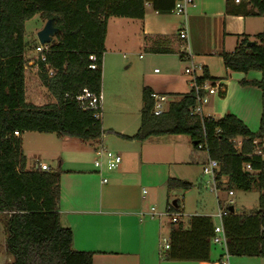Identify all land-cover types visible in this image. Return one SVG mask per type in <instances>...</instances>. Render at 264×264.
<instances>
[{"label":"trees","instance_id":"trees-1","mask_svg":"<svg viewBox=\"0 0 264 264\" xmlns=\"http://www.w3.org/2000/svg\"><path fill=\"white\" fill-rule=\"evenodd\" d=\"M177 0H0V217L4 221L7 264H92V254L72 249V231L60 224V163L49 171L26 169L17 132L54 134L84 143H95L104 134L101 119L85 110L77 97L83 90L93 95L101 91V69L106 23L111 17L143 19L145 5L158 14H170ZM249 14L264 16V0H246ZM36 15L52 19L58 33L46 45V64L39 65L38 79L55 103L34 106L25 102V52L31 47L25 39V22ZM179 38V37H178ZM253 43L248 46L249 43ZM38 43H33V47ZM172 49L156 45L150 53L168 54ZM94 55L97 69L88 68ZM224 68L230 72L261 73L259 81L242 80V87L261 92V120L252 133L235 116L227 114L215 120L191 117L196 105L191 88L177 101L170 102L160 116L152 114L149 89L142 90L140 126L132 137L144 142L151 137L186 136L197 150L206 147L208 157L219 163L216 182L228 191H259L258 210L251 214L229 213L223 217V229L230 257L264 259V162L251 156L254 142L264 139V33L253 41L243 36L233 53H220ZM182 57V54H181ZM53 71L52 76L47 70ZM217 82L203 70L197 83ZM223 96V93H220ZM19 136V137H20ZM249 164L252 172L243 170ZM167 190L186 192L192 184L175 178L167 180ZM167 205L166 212L180 213L179 201ZM220 207V204H219ZM182 214V213H180ZM210 217H190L185 228L170 222L169 249L162 253L166 261L209 262L213 236Z\"/></svg>","mask_w":264,"mask_h":264},{"label":"crops","instance_id":"crops-1","mask_svg":"<svg viewBox=\"0 0 264 264\" xmlns=\"http://www.w3.org/2000/svg\"><path fill=\"white\" fill-rule=\"evenodd\" d=\"M245 1L193 0L194 7H188L184 17L174 13L158 14L146 4L141 20L114 17L107 20L100 91L101 124L105 134L95 143L76 139L78 143H68L70 148L65 150L69 158H57L61 170L60 224L72 231V249L91 253L92 264H218L220 250L212 245L209 262L162 258V240L169 242L171 220L165 215L168 204L164 213H158L155 207L162 209L169 195L184 198L180 191L169 192L166 184L169 178L186 181L181 168L195 163L191 140L186 136H160L138 142L116 134L132 137L137 132L144 88L163 95L167 108L170 102L188 93L191 77L184 71L189 66L194 67L197 78H201L206 69L209 77L223 86V96L219 92L208 98L202 108L203 117L218 120L231 114L250 132L258 131L261 92L254 87H242L239 82L259 81L261 73L227 71L219 56L222 52L233 53L243 36L253 41L254 36L264 33V24L260 21L263 17L251 16L250 6ZM184 30L190 54L188 60L181 57L186 43L178 38ZM34 42L37 40L34 39L25 52L26 60L32 58ZM156 45L173 51L150 53L149 49ZM135 55L139 64L130 60ZM42 89L45 96H50L47 104L55 103L41 85L36 68L28 65L25 102L37 107L47 105L41 102ZM29 134L32 133L19 137L22 152L23 138ZM105 135L115 139H107ZM72 139L57 137L56 142ZM110 145L121 157V164L112 172L99 173L94 167L96 151ZM89 154L92 160L86 161ZM180 213L182 217L178 222L186 228L189 218L183 210ZM4 249L3 244L2 251ZM7 259L9 262V257ZM229 264H264V259L231 257Z\"/></svg>","mask_w":264,"mask_h":264},{"label":"rangeland","instance_id":"rangeland-1","mask_svg":"<svg viewBox=\"0 0 264 264\" xmlns=\"http://www.w3.org/2000/svg\"><path fill=\"white\" fill-rule=\"evenodd\" d=\"M262 21L264 24V16H262ZM46 21L40 16L36 15L33 18L27 20L24 25L25 30V39L27 42L31 43L34 39L36 40V34L40 30L43 29ZM144 57V54H142ZM130 60L134 64H139L138 55L131 56ZM160 68V67H157ZM41 102L49 103L50 96H45V92L43 89L40 91ZM48 97V99L46 98ZM103 120V119H102ZM107 139H115L112 136H106ZM66 139V138H65ZM24 149L23 154L26 158L27 169H32L37 163L44 162L51 169L57 168L58 157L60 159L66 160L69 158V155L65 152L66 149L70 148V144L68 143H76V139L72 140H62L67 142H59L57 141V137L55 135H44L32 133L29 136H24ZM69 141V142H68ZM73 141V142H72ZM58 143V144H57ZM78 143V142H77ZM109 151L115 152L113 146L104 147ZM57 150V151H56ZM193 154L195 161L194 164L189 166L188 168H181L182 174L186 176V181L192 184L191 189L186 192H182L184 194V198H178L175 195H169L167 198V203H165L160 209V207H155L158 213H164L166 210V204H171L174 200L179 201V209L184 212L186 218H190L195 214H205L211 217L212 221L216 224L217 219L214 217L216 214L219 204L221 209L227 208L229 206V202L232 201V205L237 213L239 214H251L255 213L258 210V198L259 191L254 186L250 191L244 192L236 189H231L233 192V196H228V189L224 183L219 184L217 182L218 190L217 192L211 191V180L209 176H206L202 173V167L207 163L208 155L204 151L195 150ZM86 161H91L92 156L87 155L85 157ZM264 193V192H263ZM147 207V202L145 204ZM164 237L166 238V232L164 233ZM5 242V229H4V221L2 217H0V264L7 263L8 259L5 256L4 251H2V245ZM11 258L9 257V262ZM8 262V263H9Z\"/></svg>","mask_w":264,"mask_h":264},{"label":"built area","instance_id":"built-area-1","mask_svg":"<svg viewBox=\"0 0 264 264\" xmlns=\"http://www.w3.org/2000/svg\"><path fill=\"white\" fill-rule=\"evenodd\" d=\"M241 0H235V3H239ZM188 7H194L193 0H177L172 13L180 16H185ZM178 37L181 41L186 43L185 49L182 53V58L188 60L190 57L189 49L187 45V32L184 30L178 34ZM38 43V42H37ZM47 52L46 45H41L38 43L32 50V58L26 60L24 70H27L28 65L34 66L37 70V74L39 73V65L46 64V55ZM90 64L88 68L90 70L97 69V60L94 55L89 56ZM158 72V71H155ZM185 74L191 77V88L194 90L195 97H196V105L190 110L189 115L191 117H198L202 118V108L204 105L207 104L208 98L212 95H218L219 92H223V86L217 82L211 81H204L202 83H197V77L195 76V69L193 66H189L185 69ZM53 71L51 69L47 70V75L50 77L52 76ZM150 97L153 100L152 106V114L154 116H160L167 110L166 100L163 95L158 93L152 92ZM78 101H81L85 110H89L93 113V117L95 119H101V104H102V95L99 93L98 95H93L88 93L86 90H83V96L77 97ZM14 137L19 138V134L17 132L13 133ZM197 150L206 152V147L203 144L197 145ZM207 153V152H206ZM208 155V154H207ZM251 156L260 159V161L264 162V139L257 140L254 142V149L252 151ZM121 157L112 151L107 150L106 148H99L96 151V160L94 161V167L100 173L102 170L107 172H112L116 170L121 164ZM33 169H39L41 171H49L50 168L43 164L37 163ZM243 170L246 172H252L251 167L249 164H245L243 166ZM219 171V163L215 160H212L208 157L207 163L202 167V173L206 176H209L211 180V191L217 192V182L216 176ZM106 179H103V182H106ZM145 193V191H144ZM228 196L232 197L233 192L228 191ZM232 205V201L229 202L230 207ZM234 208V207H233ZM154 208H151V212L154 213ZM227 211L225 209L218 208L214 217L217 219V223L213 226V236L210 239V244L214 247H218L220 250V256L218 260V264H229L230 255L227 250V240L225 236V232L223 229L222 219L226 216ZM168 216L172 223H177L179 218L182 217L180 213H165ZM163 252L168 251L169 249V242L168 240H162V247Z\"/></svg>","mask_w":264,"mask_h":264},{"label":"water","instance_id":"water-1","mask_svg":"<svg viewBox=\"0 0 264 264\" xmlns=\"http://www.w3.org/2000/svg\"><path fill=\"white\" fill-rule=\"evenodd\" d=\"M23 1H28V0H23ZM58 33V29L55 28L53 20L49 19L46 21L44 27L42 30H40L36 34V40L39 44L41 45H48L50 44L54 36ZM253 43H249L248 46L252 45ZM197 144L196 142L193 143V145ZM172 205H176L175 201L172 202ZM228 212L229 213H234L237 212L232 206L228 207Z\"/></svg>","mask_w":264,"mask_h":264}]
</instances>
